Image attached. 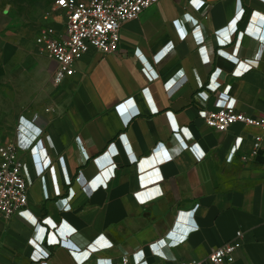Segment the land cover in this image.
Masks as SVG:
<instances>
[{
	"label": "crops",
	"instance_id": "crops-1",
	"mask_svg": "<svg viewBox=\"0 0 264 264\" xmlns=\"http://www.w3.org/2000/svg\"><path fill=\"white\" fill-rule=\"evenodd\" d=\"M54 71L44 105L22 116L45 135L21 155L34 183L0 222V264L207 260L238 232L236 264H264L262 132L220 133L199 115L220 93L264 114V0H162L123 26L118 52L90 51L59 86ZM37 226L51 254L40 262Z\"/></svg>",
	"mask_w": 264,
	"mask_h": 264
},
{
	"label": "built area",
	"instance_id": "built-area-1",
	"mask_svg": "<svg viewBox=\"0 0 264 264\" xmlns=\"http://www.w3.org/2000/svg\"><path fill=\"white\" fill-rule=\"evenodd\" d=\"M162 0H56L52 21L39 32L35 43L46 57L55 62L54 83L59 86L76 75V64L90 51L104 55L114 54L121 45L123 26L138 19L141 14ZM48 20V18H46ZM171 45L167 51L171 50ZM167 53V52H166ZM165 53V54H166ZM230 96L220 93L213 110L203 109L200 118L206 125L220 133L228 132L237 124L258 128L262 134L255 137V151L264 149V114L254 117L241 113L229 105ZM173 129H179L173 127ZM44 131L33 122L21 117L15 138L0 145V222H9L21 214L29 204L30 188L34 183L27 161L19 154L29 152L44 137ZM197 160L201 157L191 148ZM236 154L233 149L229 160ZM44 178V177H43ZM35 242L39 245L33 253V261L40 262L50 257L43 246L47 228L38 227ZM36 228V229H37ZM197 228H190L176 242H184ZM173 230L168 238H175ZM243 233L236 239L215 249L207 260H175L172 264H236L237 254L243 247ZM41 244H39V242ZM97 264H151L143 251L121 256L119 261L103 260Z\"/></svg>",
	"mask_w": 264,
	"mask_h": 264
},
{
	"label": "rangeland",
	"instance_id": "rangeland-1",
	"mask_svg": "<svg viewBox=\"0 0 264 264\" xmlns=\"http://www.w3.org/2000/svg\"><path fill=\"white\" fill-rule=\"evenodd\" d=\"M55 2L0 0V145L15 138L20 118L39 111L50 94L54 65L35 40L52 21Z\"/></svg>",
	"mask_w": 264,
	"mask_h": 264
}]
</instances>
